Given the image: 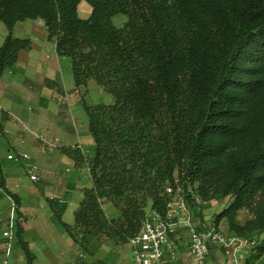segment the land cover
Masks as SVG:
<instances>
[{
    "label": "trees",
    "instance_id": "1",
    "mask_svg": "<svg viewBox=\"0 0 264 264\" xmlns=\"http://www.w3.org/2000/svg\"><path fill=\"white\" fill-rule=\"evenodd\" d=\"M82 1L87 19L78 15ZM118 15L127 17L121 28L112 21ZM37 19L57 55L70 59L75 89L94 82L113 99L82 103L91 157L61 149L92 180L72 225L49 201L75 244L86 250L91 236L128 243L148 207L164 215L166 188L177 186L202 203L228 200L215 227L225 223L241 238L264 234V0H0L8 30L0 79L31 47L13 37L14 27ZM5 193L18 210L19 197ZM106 203L118 218L106 217ZM243 211L250 217L240 222ZM16 246L34 264L19 221ZM252 252L246 264L264 256V239Z\"/></svg>",
    "mask_w": 264,
    "mask_h": 264
},
{
    "label": "crops",
    "instance_id": "2",
    "mask_svg": "<svg viewBox=\"0 0 264 264\" xmlns=\"http://www.w3.org/2000/svg\"><path fill=\"white\" fill-rule=\"evenodd\" d=\"M83 2L78 6V15L87 19L91 7L84 6ZM12 35L29 39L31 47L19 52L17 63L0 79V261L2 232L8 225L14 203L6 195L8 191L20 199L17 221L35 256L34 264H134L129 243L117 245L91 236L86 250L79 247L63 231L49 204L53 202L58 212L64 207L62 220L72 225L74 213L83 200V190L92 186L89 170L76 166L61 151L79 147L85 156H92L93 140L82 107L83 101L91 104L88 98L92 82L87 88L75 89L71 61L57 55L55 43L48 40L43 20L19 22ZM7 36V27L0 22V47ZM22 153L28 154L31 162L38 166L37 182L27 176L23 160L8 159L10 154L18 157ZM104 211L108 219L119 216L110 203L104 205ZM202 213L205 215V210ZM200 223L194 218L196 226ZM189 245L188 232L178 228L177 234L163 246L166 264L191 262ZM171 252L175 254L174 259L170 257ZM249 254L244 250L239 252L242 262ZM208 259L204 264H214ZM9 264H26L19 247H15Z\"/></svg>",
    "mask_w": 264,
    "mask_h": 264
},
{
    "label": "built area",
    "instance_id": "3",
    "mask_svg": "<svg viewBox=\"0 0 264 264\" xmlns=\"http://www.w3.org/2000/svg\"><path fill=\"white\" fill-rule=\"evenodd\" d=\"M9 160H23L26 163L27 176L32 182L39 180V168L31 162L28 154L22 153L18 157L8 155ZM169 200L163 216L150 211L142 224L140 232L129 240L134 264H166L163 246L169 238L177 234L178 228H184L189 235V251L192 261L187 264H204L211 249L218 247L223 250L225 264H242L239 252H251L258 244L254 239L241 238L224 233L220 227L212 222H203L199 226L194 224L192 203H200V199L188 189L185 192L180 186L174 191L166 188ZM17 206L13 203L9 214V222L2 232L3 254L0 264H9L16 247ZM174 259V252L170 253Z\"/></svg>",
    "mask_w": 264,
    "mask_h": 264
},
{
    "label": "rangeland",
    "instance_id": "4",
    "mask_svg": "<svg viewBox=\"0 0 264 264\" xmlns=\"http://www.w3.org/2000/svg\"><path fill=\"white\" fill-rule=\"evenodd\" d=\"M84 6H87L88 8H90V6L88 5V3L83 2ZM127 17L123 16V15H119L117 17H115L113 19V24L116 27H122L123 23L126 22ZM92 89L89 91V103H91L90 105H96L99 103H105V104H111L113 102L112 97L107 94L106 92H104L98 85H96L94 82H92ZM228 200L223 199V200H218V201H212L211 203H206V205L204 203H192V213H193V218H195L196 220H200L202 223L204 222H212V217L215 214H219L227 205ZM205 210V215H203L202 211ZM150 213L149 207L147 208V214ZM205 216L208 217L207 220H205ZM250 216L246 211L241 212L240 216H239V221L240 222H244L246 219H248ZM221 230L230 235V233L228 232L227 226L225 223H222L220 225ZM252 239H254L257 242H260L262 239H264V234L262 235H254L251 237ZM253 252L251 251L250 254L247 256V258H249V256L252 254ZM255 254V253H253ZM246 258V259H247ZM246 259L242 262V264H246ZM210 262H213L214 264H225V257H224V252L222 249L218 248V247H213L211 249V253L209 255V259ZM253 264H264V256L262 258H260L259 260H254L252 259Z\"/></svg>",
    "mask_w": 264,
    "mask_h": 264
}]
</instances>
